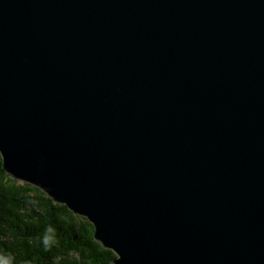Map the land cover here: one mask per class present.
Listing matches in <instances>:
<instances>
[{"label": "water", "instance_id": "water-1", "mask_svg": "<svg viewBox=\"0 0 264 264\" xmlns=\"http://www.w3.org/2000/svg\"><path fill=\"white\" fill-rule=\"evenodd\" d=\"M0 154L103 264H264V0H0Z\"/></svg>", "mask_w": 264, "mask_h": 264}, {"label": "trees", "instance_id": "trees-1", "mask_svg": "<svg viewBox=\"0 0 264 264\" xmlns=\"http://www.w3.org/2000/svg\"><path fill=\"white\" fill-rule=\"evenodd\" d=\"M89 220L4 171L0 154V264H103L116 254Z\"/></svg>", "mask_w": 264, "mask_h": 264}]
</instances>
